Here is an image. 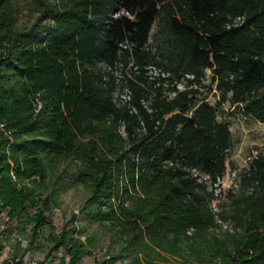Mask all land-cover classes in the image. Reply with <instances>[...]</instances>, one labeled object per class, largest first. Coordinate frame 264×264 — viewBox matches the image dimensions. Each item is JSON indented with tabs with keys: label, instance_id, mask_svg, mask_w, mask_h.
I'll return each mask as SVG.
<instances>
[{
	"label": "trees",
	"instance_id": "obj_1",
	"mask_svg": "<svg viewBox=\"0 0 264 264\" xmlns=\"http://www.w3.org/2000/svg\"><path fill=\"white\" fill-rule=\"evenodd\" d=\"M32 4L39 16L28 26L18 22L19 0H0V212L7 221L29 225L31 245L43 237L63 248L61 264L93 254L100 232L120 241L128 264H264V151L225 193L214 191L233 146L224 103L264 122V0ZM238 15L243 23L228 26ZM131 60L141 70L134 77L125 71ZM150 62L173 77L194 72L196 85L172 96L157 87L149 111ZM208 70L215 102L203 96ZM125 86L131 98L119 101ZM75 184L88 193L81 213L99 229L86 239L73 219L57 229L50 218L60 193ZM16 255L4 264H22L23 253ZM118 259L104 253L93 264Z\"/></svg>",
	"mask_w": 264,
	"mask_h": 264
},
{
	"label": "rangeland",
	"instance_id": "obj_2",
	"mask_svg": "<svg viewBox=\"0 0 264 264\" xmlns=\"http://www.w3.org/2000/svg\"><path fill=\"white\" fill-rule=\"evenodd\" d=\"M33 0H19L20 10L18 12V22L20 25L30 26L39 16V12L33 8ZM153 63V62H150ZM212 71H208L203 88V96L215 102L217 91L215 83L211 80ZM231 124L233 133V146L228 162V169L223 178V191L234 185L240 171L247 167L251 159L260 151H264V122L253 116H246L238 109L224 103V108L220 111ZM87 191L80 185H71L63 190L59 195V206L50 212V218L57 229L64 223L74 220L79 228V235L86 239L88 234L95 233L98 225L87 219L80 211V207L87 196ZM5 222L4 228L0 230V241L3 248L0 249V264L8 257H15V261L20 258L16 254L23 253L22 264H61L62 258L68 259L63 248L52 249L43 237H38L34 245L29 243L30 226L21 229L18 221L8 222L5 212H0V223ZM45 233L49 229L45 228ZM93 249V254H86L80 264H93L95 255L104 253H117L119 259L116 264H128L129 257L123 251L120 241L113 239L108 234L100 232L97 244Z\"/></svg>",
	"mask_w": 264,
	"mask_h": 264
},
{
	"label": "built area",
	"instance_id": "obj_3",
	"mask_svg": "<svg viewBox=\"0 0 264 264\" xmlns=\"http://www.w3.org/2000/svg\"><path fill=\"white\" fill-rule=\"evenodd\" d=\"M243 21H244V16L238 15V16L234 17L232 19V21H230L228 23V26L240 25L243 23ZM122 46L127 47V46H131V44L128 42H124V43H122ZM125 71L130 77H134L135 74L139 73L141 70H140L139 65L135 64L134 60H131L128 63V65L126 66ZM208 71H210V70H208ZM144 72H145L146 76L148 77V79L151 82L153 81V87L150 88L149 97L143 98V103L149 111H153L151 101L157 93V89H156L157 87L161 88L162 95L172 96V95L176 94V92L179 90H184L186 88H189V87L196 85L195 84L196 74L194 72H191V71H186L178 77H175V76L173 77L172 73L169 70L164 69L163 67L158 66L155 63H148L144 67ZM118 73H119V71H118ZM119 76H122V75L119 74ZM215 91H217V93H218L216 85H215ZM116 95L118 96L119 101H127L131 98L132 91H131L130 87L125 86L122 91H116ZM39 106H41V104H39ZM232 107L234 108L235 106H232ZM4 126H5V123L0 122V128L3 129ZM122 129H123V127H122ZM5 132L7 135L11 134V130H5ZM193 171L196 175L200 174V176H199L200 179H204V180L209 181V175L208 174H202L195 168L193 169ZM223 178L224 177H218V179L214 183V191L217 195H220L221 193H223V184H222ZM216 201H217V199L214 200V202H213L214 205H216ZM6 218L8 219L7 215H6ZM4 225H5V222L0 223V230L2 228H4Z\"/></svg>",
	"mask_w": 264,
	"mask_h": 264
}]
</instances>
